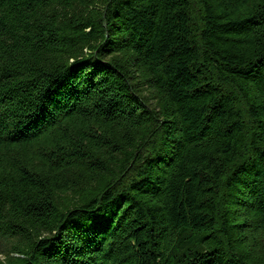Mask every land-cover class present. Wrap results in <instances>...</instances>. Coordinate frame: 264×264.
Returning <instances> with one entry per match:
<instances>
[{
	"label": "trees",
	"instance_id": "1",
	"mask_svg": "<svg viewBox=\"0 0 264 264\" xmlns=\"http://www.w3.org/2000/svg\"><path fill=\"white\" fill-rule=\"evenodd\" d=\"M0 264H264V0H0Z\"/></svg>",
	"mask_w": 264,
	"mask_h": 264
}]
</instances>
